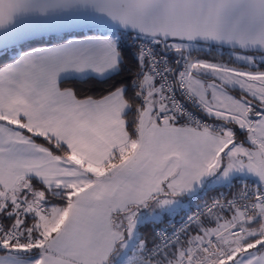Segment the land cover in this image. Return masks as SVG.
<instances>
[{
    "label": "crops",
    "instance_id": "1",
    "mask_svg": "<svg viewBox=\"0 0 264 264\" xmlns=\"http://www.w3.org/2000/svg\"><path fill=\"white\" fill-rule=\"evenodd\" d=\"M107 35L34 47L0 66V207L4 196L25 195L18 198L34 212L41 237L32 247L4 248L0 264H144L133 255L136 244L143 248L146 242L141 225L161 224L221 187L252 183L264 192V114L258 107L253 111L249 101L238 102L244 110L235 117L239 123L224 112L227 119L214 115L219 111L209 114L193 90L219 132L157 123L154 111L165 106L156 96L146 100L151 85L156 87L145 73V100L131 140L122 88L96 99H77L60 88L62 80L103 79L117 72L118 41ZM24 131L65 147L68 156L54 155ZM32 180L70 191L71 201L46 205ZM232 215L216 214L201 223L221 238L224 251L234 249L249 226L264 221V199L256 219L238 216L237 224ZM220 228L232 241L214 234ZM195 235L190 231L189 240ZM256 243L243 245L233 264H264V247L251 249Z\"/></svg>",
    "mask_w": 264,
    "mask_h": 264
},
{
    "label": "water",
    "instance_id": "2",
    "mask_svg": "<svg viewBox=\"0 0 264 264\" xmlns=\"http://www.w3.org/2000/svg\"><path fill=\"white\" fill-rule=\"evenodd\" d=\"M96 30L264 53V0H0V52Z\"/></svg>",
    "mask_w": 264,
    "mask_h": 264
},
{
    "label": "built area",
    "instance_id": "3",
    "mask_svg": "<svg viewBox=\"0 0 264 264\" xmlns=\"http://www.w3.org/2000/svg\"><path fill=\"white\" fill-rule=\"evenodd\" d=\"M117 41L119 47L126 45L133 50L144 65V73L156 87L159 101L165 106L154 111L157 123L183 124L191 129L219 132V125L206 117L202 108L193 103L184 75L183 60L175 73L172 60L163 53L161 42L157 38L120 32L117 33ZM4 199L0 214L7 203L21 214L32 211L31 207L25 205L16 195L4 196ZM263 199L264 192L252 183H242L236 190H219L206 196L189 210L167 219L154 231L153 243L144 244L142 248L141 262L151 264L182 244H186L187 252L191 250V253H188L186 258L184 252H180L176 264H188V258L198 252L219 251L217 237L208 232L211 229L201 226L203 220L221 213L236 214L243 219L254 220ZM21 224L22 220L7 228L0 219V238L6 243L20 247H32L34 242L30 235L20 228ZM193 228H198V234L193 241L188 242L187 236Z\"/></svg>",
    "mask_w": 264,
    "mask_h": 264
},
{
    "label": "rangeland",
    "instance_id": "4",
    "mask_svg": "<svg viewBox=\"0 0 264 264\" xmlns=\"http://www.w3.org/2000/svg\"><path fill=\"white\" fill-rule=\"evenodd\" d=\"M105 33L108 34L107 37H109V39L112 41L116 40V32L106 31ZM165 47L167 50L174 51L172 55L175 56V58L184 56V75L186 76V81L190 89L191 99L193 103L198 107H201L202 110L203 105L201 102L204 104L206 109H209V114L219 111V114L214 113V115L219 116L221 119H227L226 115H228L233 120H237L239 123H241L240 120L235 118L244 111L240 110V105L238 102L242 103L243 106L245 102L247 103L251 100L254 103L264 106L263 53H244L241 51L209 48L201 44L180 41L167 42L165 43ZM207 67H214L215 69H209ZM144 72L145 71H143V69H140L138 72L140 76L142 75L140 83L138 84L140 89L139 94L142 95L143 99V101L140 99L141 106H143V102L145 100V96L142 93V79L144 78ZM145 77L146 81H148V84H153L146 74ZM193 90L197 92L196 94H198L201 98V102L196 97L198 95L195 96ZM147 96L148 99L146 100H153V96H156L155 98H157V100L160 98L157 90L154 89L152 85L149 92H147ZM233 105H237L238 108L236 107V109H234ZM254 108L256 107L253 105L252 110ZM223 112L226 115H223ZM261 125H264V123H261ZM39 193L41 196V192ZM25 205L30 208L27 203H25ZM238 216L239 215H232L230 220L239 224L240 219ZM254 225L256 224L249 226V230H246L244 233H246V236L249 235V237L253 235H260L259 239L262 242L264 240V221H261L257 228H255L256 226ZM220 230L221 231H218L214 234L217 236L223 235L222 239H226L227 236L228 239L231 240L233 237L232 234H226L224 232V228H220ZM132 232L133 229L130 228L129 234L131 235ZM246 236H244V238L241 240H236L235 248L231 251H227L225 249L227 252L224 251L221 245V238H217L219 251H212L211 253L198 252L193 257H189L187 263L204 264L203 262H206V264H215L216 260L222 258L223 260L227 259L232 261V258L241 251V248L243 247L242 242L249 238ZM260 241L256 244H259ZM138 243L133 250V255L137 256V258H139L142 251V248ZM187 253H191V250H189ZM185 256L187 258L189 255ZM173 264H175V262Z\"/></svg>",
    "mask_w": 264,
    "mask_h": 264
},
{
    "label": "trees",
    "instance_id": "5",
    "mask_svg": "<svg viewBox=\"0 0 264 264\" xmlns=\"http://www.w3.org/2000/svg\"><path fill=\"white\" fill-rule=\"evenodd\" d=\"M105 30H96L91 31L88 33H72V34H65L60 36H52V37H44L38 40H34L31 42H28L26 44H23L19 47H14L8 50H4L0 52V66L5 65L7 63L12 62L15 60L19 53L26 51L28 49L38 47V46H45V45H54L57 43H61L63 41H66L67 39L83 36L87 34H96L101 33L105 34ZM209 48H216L207 46ZM118 51L120 53V62L119 67L116 73L112 74L109 77L103 78V79H97L94 77H88L85 79H67L62 80L59 83V87L62 89H70L75 97L77 99H84V98H101L117 89H123L124 90V97L129 104V110L127 114L125 115V120L127 122V130L129 133V138L131 140H134L137 137L136 134V123H137V115L139 110L143 107L141 106V100L139 98L140 89L138 84L140 83V79L142 75H139L140 69L144 70V65L141 63V61L136 57L133 50L128 48L126 45H122L121 47L117 46ZM220 49V48H218ZM170 52L167 56L172 60L174 71H176L179 68V65L181 61L183 60V56L175 58V56L172 55L174 51L167 50ZM251 105L258 107L257 103H254L253 101H249ZM259 108V107H258ZM260 110V108H259ZM261 111V110H260ZM262 112V111H261ZM263 113V112H262ZM27 133L26 131H24ZM30 135L29 133H27ZM31 136V135H30ZM34 141L37 143L47 147L54 155L56 156H68L69 152L68 150L55 143L52 140H48L39 136H31ZM31 183L33 184V187L40 190L43 194V200L46 205H56V206H67L69 202L71 201L72 197L69 196L70 191L63 190V189H48L44 185H42L39 181L32 180ZM239 185H237L238 187ZM236 185H230L227 187H221L218 189H214L211 192V194L219 191V190H236ZM16 196H18L16 194ZM19 196H25L20 195ZM18 196V197H19ZM202 197H199L198 199H201ZM24 201V200H23ZM225 216L231 215L229 213H221ZM0 219L3 221L5 226L7 228L15 226L18 221L22 220V224L20 228L23 230L24 233L30 235L33 242L35 243L36 240H38L40 237L38 228L36 227V216L33 211H27L26 213H22L20 211H17L15 208H13L10 204L7 203L6 207L2 209L0 214ZM167 220H165L161 224H145L141 225L139 227V231L142 234V236L145 238L146 242L145 245H150L154 241V231L161 225H163ZM260 223H256V227L259 226ZM190 231H193L194 239L196 238L198 234V228H193ZM190 232L187 236V240H189ZM260 235L251 236L247 240L243 242V245L246 246L252 242H259L260 241ZM192 239L191 241H193ZM190 241V240H189ZM264 247V240L256 245L255 247H252L251 249L255 250H261ZM4 248H16L18 250L20 249V246L6 243L3 241L2 238H0V252L5 251ZM25 249V248H24ZM25 252H28L26 250H23ZM180 252H184V256L187 255V247L186 244H182L178 247H175L171 252H168L164 256L160 257L155 262L157 264H161L166 261L171 262H177V257ZM221 258V257H220ZM218 259L216 260L215 264H233V261L230 260H223ZM155 262L151 264H155ZM175 262V263H176Z\"/></svg>",
    "mask_w": 264,
    "mask_h": 264
},
{
    "label": "flooded vegetation",
    "instance_id": "6",
    "mask_svg": "<svg viewBox=\"0 0 264 264\" xmlns=\"http://www.w3.org/2000/svg\"><path fill=\"white\" fill-rule=\"evenodd\" d=\"M263 54H264V53H263ZM258 107L261 108V107H264V106H261V105L258 104ZM259 108H258V109H259ZM263 114H264V112H263Z\"/></svg>",
    "mask_w": 264,
    "mask_h": 264
}]
</instances>
